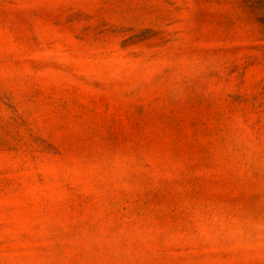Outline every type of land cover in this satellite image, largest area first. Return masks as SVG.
<instances>
[{
	"label": "rangeland",
	"instance_id": "rangeland-1",
	"mask_svg": "<svg viewBox=\"0 0 264 264\" xmlns=\"http://www.w3.org/2000/svg\"><path fill=\"white\" fill-rule=\"evenodd\" d=\"M0 264H264V0H0Z\"/></svg>",
	"mask_w": 264,
	"mask_h": 264
}]
</instances>
